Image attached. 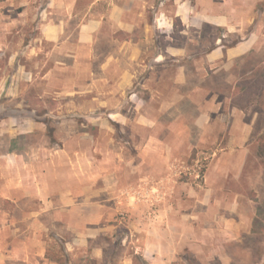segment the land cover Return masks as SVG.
Segmentation results:
<instances>
[{
  "label": "crops",
  "instance_id": "1",
  "mask_svg": "<svg viewBox=\"0 0 264 264\" xmlns=\"http://www.w3.org/2000/svg\"><path fill=\"white\" fill-rule=\"evenodd\" d=\"M77 1L41 9L36 36L14 35L31 9L14 15L0 3V72L13 68L0 97L34 89L22 101L43 105L45 92L86 94L90 125L123 123L140 142L133 155L20 145L36 132L46 138L45 116L2 117L0 264H59L56 242L74 264L88 237L121 215L134 219L133 235L147 234L136 251L150 264H176L185 250L200 264H264V241L244 242L261 234L264 200V0H174L172 17L161 8L154 24L113 7L108 20L128 37L101 34L105 17L67 31Z\"/></svg>",
  "mask_w": 264,
  "mask_h": 264
},
{
  "label": "rangeland",
  "instance_id": "2",
  "mask_svg": "<svg viewBox=\"0 0 264 264\" xmlns=\"http://www.w3.org/2000/svg\"><path fill=\"white\" fill-rule=\"evenodd\" d=\"M2 1L4 2L0 3L3 4V8H6L7 11L12 8L11 12L14 11V15L23 8L31 9L30 18H28L23 27L21 26L19 28V33L14 31V35L21 34L25 36H36L40 34L39 21L41 19V9L49 7V3L52 0ZM59 1L61 4H69L75 0ZM174 4V0H78L76 2L75 16L68 24L67 31L71 30L70 33L76 34L77 26L83 21H86L89 18L101 19L102 17H105L101 34H106L108 36L116 35V27H114V24L108 20V15L113 7L121 6L132 8L130 16L133 18L136 16L139 17V14L143 12V20L154 24L153 21L156 11L164 8V10H166V12L172 17ZM53 8L54 7L52 6L49 7V9ZM58 9L62 8L58 7ZM60 17L64 18V15L60 14ZM175 23H177V18L175 19ZM192 33L195 34L196 32L193 30ZM206 33L212 35L214 30L208 29ZM152 34L159 36L158 42L160 45H165L163 39V36L166 34L165 31H162L161 29L152 30ZM231 40L234 41L235 37H232ZM179 42L182 43V38ZM0 63L3 67L6 66L7 58L5 55L0 59ZM10 69L13 68L7 69L6 73L2 71L0 72V82H5L7 80L9 83L12 81V76L8 75ZM24 82L26 83V80H24ZM27 93L38 96V92L32 89V91L27 90L20 96L8 95V91L6 90L0 97V119L5 115L10 114H27L29 110H31V115L40 114L45 116L46 138L44 139L42 136L38 135V132H36L26 140L20 138V140H18L20 145H24L25 143H28L27 145L32 147L45 145L48 150L55 147H77L83 149L81 152L83 154H87L88 152V156H90V149L94 151L97 147L101 148L108 146L112 148L123 147L126 149L125 152H128V154L131 153L132 155L136 152L135 147L139 144L140 140L134 136V129L131 126L124 125L117 121H111L110 125L112 126V131H109V133L105 131V129L102 130L101 127L92 126L87 122L84 114L85 112L90 113V96L72 92L66 98L54 100L53 95L51 96L52 93L45 92L46 95H44L43 102L45 104L42 103L43 105H40L35 98H31L32 101L24 103L22 98L25 95L26 99H28ZM142 96L145 97L143 94ZM61 102L64 105V107L61 108V112L63 113L62 117L58 116V107ZM184 108L191 113L194 112L192 109L193 107L187 102L184 103ZM2 137L1 141L4 143V148L6 149L10 144V138L6 135ZM99 155H96L95 157H98ZM66 157L68 156L66 155ZM47 158L49 160L50 151H48ZM84 158H86V156H84ZM192 164L193 163L189 160L185 163L184 167L190 168ZM188 172L189 171L186 170L183 174ZM262 198L264 199V191L262 193ZM260 208L261 213H259L258 228L261 230V234L258 238L249 240H245L244 238V242L248 244L250 243L252 246L257 245L258 243L261 244L262 241H264V200L260 204ZM145 212L146 215L150 213L147 212V210ZM121 216H118L115 219L106 220V226L102 224V229L99 234L88 237V246L83 247V249L81 248L79 257L74 264H150V262L143 257L141 251H136V245L142 246L144 240L147 238V234L143 235L135 230V235H133L130 228L134 231V219L129 216L124 219L121 218ZM136 233L139 234L136 235ZM86 249L87 252L84 251ZM54 251L57 259H64L63 264L69 262L70 257L65 252V244L63 242H56L54 244ZM262 251V248L259 247L252 254V259H258L262 254ZM244 256L246 257L247 254L243 253L242 257ZM176 264H200V262L190 250H185L180 254Z\"/></svg>",
  "mask_w": 264,
  "mask_h": 264
},
{
  "label": "trees",
  "instance_id": "3",
  "mask_svg": "<svg viewBox=\"0 0 264 264\" xmlns=\"http://www.w3.org/2000/svg\"><path fill=\"white\" fill-rule=\"evenodd\" d=\"M116 36H118V37H128L129 35L126 34V33H124V32L118 31V32L116 33ZM259 213H261V208H260V210L258 211V214H259ZM57 260H58L59 264H63V261H64L63 258H59V259H57Z\"/></svg>",
  "mask_w": 264,
  "mask_h": 264
}]
</instances>
